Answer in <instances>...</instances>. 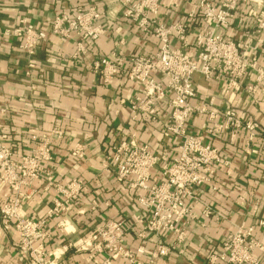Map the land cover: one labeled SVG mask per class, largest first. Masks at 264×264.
Returning <instances> with one entry per match:
<instances>
[{"label":"crops","instance_id":"1","mask_svg":"<svg viewBox=\"0 0 264 264\" xmlns=\"http://www.w3.org/2000/svg\"><path fill=\"white\" fill-rule=\"evenodd\" d=\"M200 0H163L159 20L177 21L184 24L189 36L186 51L197 53V36L206 26L201 12L189 16L192 6ZM219 4L221 0H209ZM264 1V0H262ZM124 0H0V133L13 151V159L20 161L31 154L37 145L33 136L51 134L60 130L61 136L52 139L53 162L51 172L54 180L67 183L82 178L88 184L70 212L47 219L51 237L47 249L53 252L56 264H103L105 254H97L96 263L90 255L92 248L83 249L95 229L110 220L126 223V248L134 249L140 241L139 227L134 218L141 208L136 197L142 190H134L116 182L102 170V164L113 144L120 139L118 128L129 126L142 144H148L154 153L163 156L152 170V179L160 181L161 167L177 154L178 139L163 136L169 121L170 109L166 102L154 122H131L129 100L141 95L138 82L119 77L105 83L92 69L93 63L113 52L123 55L127 66L132 55L153 57L158 50V40L147 34L122 15ZM95 7L103 15L108 29L97 39H84L77 33L61 38L52 32L54 18L64 12L74 14L77 8ZM251 4L241 2L237 9L239 19L226 35L241 40L255 29V19L250 14ZM21 21L34 24L46 34L34 54L20 48L21 38L7 37L5 29H13ZM175 46L181 43L172 38ZM264 71V43L249 53ZM157 80L160 74L153 73ZM255 78L246 81L252 84ZM197 97L193 103H204L216 109L228 105L224 82L193 76ZM244 84V85H245ZM254 84V83H253ZM260 88L264 84L259 85ZM237 93L236 108L254 118L260 125L259 135L252 143L253 151H245L246 136L238 135L231 140L229 133L209 134L207 119L203 115L191 118L190 130L201 136L207 144L219 149L221 162L213 166L214 175L210 186H201L194 192V199L187 200L193 206L197 219L187 227L186 242L173 247L170 256L153 264H223L210 262V256L219 254L228 234L241 225H253L264 217V103L256 105L243 91ZM83 145L85 156L73 158L71 150ZM29 197L23 202V213L30 218H43L58 196L46 175L36 180L32 187L13 191L9 186L0 187V204L5 196ZM93 201L97 208L91 209ZM211 209L205 217L202 211ZM84 211V212H81ZM65 227V229L63 228ZM255 238L264 246V229L255 230ZM170 236H149L146 247L156 243L169 244ZM264 264V253L260 254ZM140 264H151L146 254L138 256ZM0 264H28L17 247V231L14 227L0 230ZM114 264H133L120 257Z\"/></svg>","mask_w":264,"mask_h":264},{"label":"built area","instance_id":"2","mask_svg":"<svg viewBox=\"0 0 264 264\" xmlns=\"http://www.w3.org/2000/svg\"><path fill=\"white\" fill-rule=\"evenodd\" d=\"M163 0H124L122 15L133 22L139 30L153 35L158 40V50L153 57L134 54L127 66L123 55L113 52L107 57L96 60L92 69L105 83L125 77L141 85V95L129 100L131 122H154L161 113L162 103L169 109V121L163 136L178 139L177 154L161 167L160 181L152 179V170L157 167L163 156L154 153L148 144H142L129 126L118 128L120 139L110 148L102 164V170L112 176L116 182L144 193L136 197L141 208L134 218L139 227L137 237L140 241L136 248L124 246L126 223L123 220H110L99 225L93 234L83 241L82 248H92L90 258L96 263L97 254H105L103 264H114L120 257L130 263L140 264L138 256L148 255L151 264L165 261L173 247L186 242L187 227L197 219L193 206L187 200L194 199V192L201 186H210L214 175L213 166L221 162L219 149L203 141L201 136L190 130L193 116L203 115L207 119L206 130L209 134L229 133L231 140L238 135L246 136L245 151H253L251 145L259 135V123L236 108V96L239 91L248 95L256 105L264 103V71L249 53L264 43V1L262 0H221L215 4L209 0H200L192 6L190 17L199 11L206 26L196 40L197 53L186 51L189 36L184 24L177 21L159 20V10ZM175 1V0H173ZM251 4L250 14L255 19V29L241 40L230 38L227 30L237 20L239 4ZM239 24L244 18H238ZM108 29L103 23V15L95 7L77 8L74 14L64 12L52 22V32L68 38L77 33L84 39H97ZM7 37L21 38L20 48L34 54L39 44L46 38L43 30L27 22L13 29L3 30ZM176 38L181 46H175ZM153 73L161 76L160 80ZM195 74L215 82H224L228 105L216 109L204 103H193L197 89L193 81ZM255 74L253 83L249 82ZM245 84V85H244ZM61 136L60 130L41 136L34 135L37 145L31 154L20 161L12 157L11 146L6 143L5 133H0V187L9 186L13 191L22 187L30 188L44 174L50 185L55 187L57 196L54 207L46 217L30 218L23 213V202L29 196H5L0 204V230L14 227L17 231V247L28 264H56L57 256L47 249L51 233L47 228V219L59 217L70 212L80 196L88 190V184L82 178L67 183L54 180L51 172L53 162L52 139ZM264 144V138H262ZM73 158H83V145L71 150ZM93 201L92 210L97 208ZM84 212V211H81ZM212 213L206 208L202 215ZM65 229V227L63 226ZM264 229V217L253 225H241L228 234L223 241L219 254L210 256V262L223 264H263L260 254L264 246L255 238V230ZM66 230V229H65ZM171 237L169 244L156 243L152 249L146 247L149 236Z\"/></svg>","mask_w":264,"mask_h":264}]
</instances>
